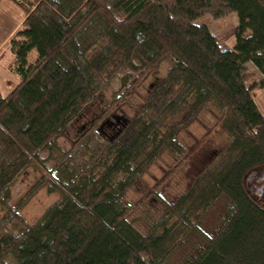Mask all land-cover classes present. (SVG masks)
<instances>
[{
    "label": "trees",
    "instance_id": "16d2710c",
    "mask_svg": "<svg viewBox=\"0 0 264 264\" xmlns=\"http://www.w3.org/2000/svg\"><path fill=\"white\" fill-rule=\"evenodd\" d=\"M12 1L25 19L10 43L19 83L6 96L0 89V205L13 203L31 168L60 200L32 224L0 229V264H166L188 230L204 245L185 264H264V202L250 187L264 181L255 93L264 91V0ZM233 15V49L195 24ZM97 20L100 33L83 50ZM143 79L151 81L133 120L105 123ZM211 105L228 144L177 203L159 199L167 214L142 233L124 195L155 157L184 152L178 119L189 124ZM222 196L233 207L205 236L196 223Z\"/></svg>",
    "mask_w": 264,
    "mask_h": 264
},
{
    "label": "rangeland",
    "instance_id": "374dc122",
    "mask_svg": "<svg viewBox=\"0 0 264 264\" xmlns=\"http://www.w3.org/2000/svg\"><path fill=\"white\" fill-rule=\"evenodd\" d=\"M24 19L25 13L16 3L12 0H0V89L4 96L9 94L19 83L18 77L10 69L14 58L10 50V43L21 29ZM98 21L83 32L80 39L83 50L87 49L94 36L96 37L100 33V26H97ZM195 24L198 26L207 25L222 45L226 47L230 45L235 24L232 16L220 20L205 16L198 19ZM247 67L249 71L258 74V80L262 78L252 65L248 64ZM168 70L167 62L158 69L162 77L166 76ZM150 81L151 79L148 81L143 79L127 95L124 94L126 90H123L120 96L125 95V97L116 103L113 115L105 123L110 122V126L118 125L120 122L118 118L121 116L127 120H133L138 105L135 102L140 98L144 87H148ZM256 103L264 115V95H258ZM101 107L103 108V106ZM93 108L99 110L97 106ZM92 117V115H87L86 118L91 120ZM178 120L180 123L179 136L184 146V152L179 156H172L164 152L155 157L145 169L142 177L131 185L124 195V201L133 209L130 220L142 233H147L151 223L162 219L167 214L161 201L169 205L177 203L178 199L192 188L194 179L216 161L229 141L224 130L217 126L220 117L214 105L203 109L200 115L192 119L189 124L183 118ZM82 129L83 133L86 127L84 130ZM43 177V173L31 168L16 183L13 187V200H11L13 203L4 207L0 205V229L9 228L10 222L13 223L20 219L25 223L32 224L41 218L51 206L59 202L60 195L48 191V183L43 181ZM262 186H264V181L259 179L252 180L250 184L255 197L264 202ZM232 207V203L226 197H220L207 211L200 214L196 223L197 228L205 236H211L222 227ZM9 212L13 213L12 216ZM203 245L202 235L190 230L186 233L183 232L167 257L166 264H185Z\"/></svg>",
    "mask_w": 264,
    "mask_h": 264
},
{
    "label": "crops",
    "instance_id": "0c3cea01",
    "mask_svg": "<svg viewBox=\"0 0 264 264\" xmlns=\"http://www.w3.org/2000/svg\"><path fill=\"white\" fill-rule=\"evenodd\" d=\"M232 19L234 20V22H235V24H234V29L238 26V24H239V20H238V17H237V15H233L232 16ZM215 35V34H214ZM252 35V33L249 31V32H247L246 33V37H250ZM216 36V35H215ZM217 37V36H216ZM220 41V40H219ZM235 45H236V39L233 37L232 38V41H231V43H230V45L228 46V48L229 49H233L234 47H235ZM225 46V45H224ZM249 65H252V64H249ZM253 66V65H252ZM247 67V66H246ZM254 67V66H253ZM248 68V67H247ZM255 68V67H254ZM255 70L256 71H258L256 68H255ZM262 76V75H261ZM262 79V78H261ZM260 79V80H261ZM259 90V91H258ZM258 90H256V98H257V96L258 95H264V91H262V90H260V89H258Z\"/></svg>",
    "mask_w": 264,
    "mask_h": 264
}]
</instances>
